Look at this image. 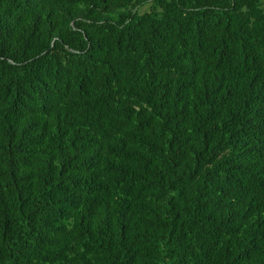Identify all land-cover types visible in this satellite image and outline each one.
I'll return each mask as SVG.
<instances>
[{
	"label": "trees",
	"instance_id": "16d2710c",
	"mask_svg": "<svg viewBox=\"0 0 264 264\" xmlns=\"http://www.w3.org/2000/svg\"><path fill=\"white\" fill-rule=\"evenodd\" d=\"M0 264H264V0H0Z\"/></svg>",
	"mask_w": 264,
	"mask_h": 264
},
{
	"label": "rangeland",
	"instance_id": "374dc122",
	"mask_svg": "<svg viewBox=\"0 0 264 264\" xmlns=\"http://www.w3.org/2000/svg\"><path fill=\"white\" fill-rule=\"evenodd\" d=\"M146 8H147V7H144L141 11H145V10H147Z\"/></svg>",
	"mask_w": 264,
	"mask_h": 264
}]
</instances>
